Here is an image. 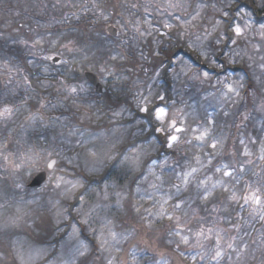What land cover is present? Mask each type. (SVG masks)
<instances>
[{"label":"clouds","instance_id":"9594fccd","mask_svg":"<svg viewBox=\"0 0 264 264\" xmlns=\"http://www.w3.org/2000/svg\"><path fill=\"white\" fill-rule=\"evenodd\" d=\"M65 6L74 17L77 10L95 15L102 6L115 22L123 21L129 39L147 43L143 59L129 61L140 66L142 75L136 79V71L127 73L128 80L122 85L111 80L107 87L110 93L115 91L117 99L103 107L92 88L79 97L63 86L59 93L53 88L47 95H38L26 92L22 79L28 75L35 81L42 75L38 66L26 63L35 60L32 50L25 48L31 57L26 58L18 51L9 52L7 41L0 45V73L9 62L24 69L7 75L3 82L8 96L0 98V104L14 109L11 117L0 120V264H70L66 252L54 250L51 243L65 241L67 247L68 240L77 245L81 238L91 246L88 264H213V237L223 230L219 243L227 251L229 233L236 235L230 222L237 214L251 225L240 233L248 245L246 253L240 249V264H246L249 257L256 259V252L261 253L259 264H264V246L259 242L264 222L249 216L257 206L249 202L240 208L243 200L232 201V196L249 190L264 197L260 151L264 145V0H83ZM70 18H54L45 27L61 25L59 32L69 37L82 32L75 24L67 26ZM97 19H102L100 14ZM235 24L244 28L243 35H234ZM141 27L147 35L134 31ZM162 30L167 32L163 39ZM229 37L237 43L230 44ZM157 41L159 56L151 54ZM17 42L16 38L12 41ZM99 47L89 44L85 51L91 57L92 49ZM66 53L73 58L74 54ZM96 57L105 59V53H96ZM181 64L191 67L187 75L181 74ZM157 70L159 77L154 76ZM203 71L210 73L207 79ZM87 74L92 73L80 76L53 69V75H64L69 83L82 81ZM169 77L175 85H182L176 87L177 102L171 106L160 83ZM232 81H236L239 96L225 92L224 84ZM141 88L149 99L146 114L153 118L158 140L134 117L129 118L132 111L144 113L139 110L142 97L137 95ZM196 89V95L215 102V116L207 111L193 114L184 102L182 95ZM127 95L132 97L134 109L122 106ZM160 95L165 97L163 104ZM25 98H30L29 107L21 103ZM41 98L47 107H39ZM88 105H92L90 119L84 115ZM157 106L168 111L163 121L155 118ZM117 111L120 116L113 114ZM34 112L43 119H28ZM177 127L184 131L177 132ZM205 128L208 135L198 140ZM171 135L178 139L169 147ZM213 143L216 148L211 147ZM245 148L250 155L244 154ZM19 184L23 187H17ZM74 228L79 229L78 236L69 239ZM208 228L213 229V237L207 235ZM201 231L204 236L197 235ZM54 233L57 239L50 243ZM37 248L46 249L47 254L30 260L29 253ZM200 255H204L203 261Z\"/></svg>","mask_w":264,"mask_h":264},{"label":"snow or ice","instance_id":"6c2138e0","mask_svg":"<svg viewBox=\"0 0 264 264\" xmlns=\"http://www.w3.org/2000/svg\"><path fill=\"white\" fill-rule=\"evenodd\" d=\"M100 16L102 17L103 21L107 22L109 20V16L104 13L102 6L98 9ZM80 17L77 16L76 19H79ZM132 22L129 21V24ZM245 26H250V21H245ZM115 31V33H124V35H127L125 31V25L120 22H115L113 25H110ZM165 28L170 27L168 25L164 26ZM134 31L141 32L144 35H147L148 33L143 30V28H134ZM232 31L235 36H241L243 35L244 28L240 24H235L232 26ZM64 33L58 32L55 34V39H52L48 36L47 33L44 34H37L35 37H31V43L29 42V39H20L19 43L24 45L25 48H28L32 50V55L39 56V64L37 65L35 60L28 59L26 61L27 64L38 66L40 69V72L42 73L41 76L37 77L35 81H33L28 75H25L22 77L24 81V87L25 91H30L32 93L40 94V93H49V90L55 89L56 93L60 92L61 86L67 89L68 93L72 96L79 97L81 93H86L89 90V84L86 79L69 83L68 80L65 78L64 75H59L58 77L53 75V69L58 68L62 69L66 72H78L80 76H84L85 73H92L95 76L98 77V79L105 85L108 86L109 82L111 80H115L116 84L122 85L124 82L128 80V75L126 73H133L135 70L134 68H127L124 67L123 64L125 61H130L131 57L129 54L125 51H122L124 44L127 43V41H122V43L118 47H114L109 49V56L108 59H101L98 60L96 57V53L92 52L91 57L89 56L88 52L85 51L89 48V44L85 43L82 46L78 45L77 41L68 39V41L65 43L63 42L64 39ZM159 35L161 37L166 36V31H160ZM264 35V33H262ZM117 39H121L119 35L116 36ZM133 39H135L133 37ZM48 41L49 45L55 46V49L48 48L47 50L44 49L45 41ZM228 42L230 44H235L237 41L233 40L231 37L228 38ZM148 43H151V40L148 41ZM160 44V41H157V47L151 49V54L159 56L160 51L158 45ZM59 45V47H57ZM117 48L119 50H117ZM63 49V51L59 50ZM45 51H47V54H44ZM139 52V58L143 59L144 57V51L137 49ZM65 52L72 53L73 58L67 59L65 57ZM136 52L132 53V56H135ZM204 55L206 56L207 53L205 52ZM236 53L233 52V59L235 58ZM49 62H52L50 64ZM175 62V61H173ZM216 61L214 60L213 63ZM58 65V67H56ZM76 65H79L78 67H75ZM123 66V67H121ZM19 65H12L11 62H9L6 69L0 73V75H10L12 73L19 74L21 71H23ZM181 74L187 75L191 71V67L188 64H181L180 65ZM123 73V75H121ZM203 77L207 79L210 76V73L208 71H203L202 73ZM155 77L160 76V71L157 70L154 73ZM173 79H178L177 76H174ZM39 88L40 92H37V89ZM224 89L226 93H233L236 96H239V92L236 90V81L227 82L224 84ZM149 95H151V89L149 88ZM137 95H140L142 98L139 101V103L142 105L140 107V111L147 113L149 112V99L148 96H144L143 93H138ZM67 97H65L66 99ZM29 99L25 98L21 101L25 105V107H29ZM159 100L161 104L164 103L165 97L164 95L159 96ZM37 104L40 108L47 107V101L43 98H41L39 101H37ZM78 107H82L81 105H77ZM52 107H55V105H52ZM92 108V105H88L85 108L84 115L91 118L88 113L89 110ZM31 111V109L29 108ZM13 107L9 106L8 104H5L3 107H0V120H4L6 118H9L13 114ZM123 111V109H121ZM115 116H120L121 112L117 111L113 113ZM154 115L157 120L163 121L168 116V111L163 106H157L154 109ZM43 119V116L39 115V113H32L31 116L28 117V119L35 122L37 119ZM209 122H212L211 120V114H209ZM172 126L176 125V121L173 120ZM160 129H158L159 131ZM177 132H183L184 129L182 127H177L175 129ZM209 129L205 128L203 132L197 137L198 140H203L208 135ZM178 137L176 135H171L169 137V147L172 146L177 141ZM212 148H216V144L213 143L211 145ZM261 151V159H264V145H261L260 148ZM244 154L250 155L248 152V149H244ZM55 165V161L51 162L49 164V167L52 168ZM225 168L228 167V165L224 166ZM225 175L231 176V172H225ZM50 179V178H49ZM17 187L22 188L23 185L19 184ZM250 187V186H249ZM238 200H243V204H238V207L243 208L248 205L249 202H251L252 205L257 207H252L250 210V218L255 220L258 219L261 222H264V205H262V200H264V197H261L257 194V191L249 190L247 194L242 196H232V201L236 202ZM169 219H172L171 216H169ZM220 220L223 221L224 217H220ZM231 232L236 233V235H232L229 233L228 236V243L226 245L227 251H225V246L220 244V240L222 238V231L221 233H218L213 237V229L208 228L207 235L209 237H213V241L216 244V247L211 249L212 256L211 259L215 264H224L226 260L229 261V264H232V258H235V264H240V258H241V251L240 249L243 248V251L246 253L248 251V245L243 243V237L240 236V233L243 231L244 227L251 228V225L248 224V221L245 220L244 216L242 214H237L235 221H231ZM79 229L74 228L73 229V235L69 237V239H75L78 236ZM198 236H204V232L201 231L197 233ZM238 237L240 242L238 243ZM259 242L261 246H264V231H262L259 235ZM19 243V242H18ZM104 243L106 241L101 243V247L104 246ZM185 243H187V238H185ZM47 250L44 248H37L33 249L29 253V259L35 260L42 255H46ZM90 254V247L87 243H85L83 240H78L77 245L73 250V256L71 259L70 264H88V256ZM199 255V253H198ZM204 255H200L201 261L204 260ZM193 261H195L196 257L192 258ZM67 264V262H66Z\"/></svg>","mask_w":264,"mask_h":264},{"label":"trees","instance_id":"16d2710c","mask_svg":"<svg viewBox=\"0 0 264 264\" xmlns=\"http://www.w3.org/2000/svg\"><path fill=\"white\" fill-rule=\"evenodd\" d=\"M31 1H36V0H30ZM45 0H39V2H44ZM71 4L73 5H78L80 3H83V0H68ZM98 3L101 2V0H97ZM104 2L106 3L107 0H104ZM2 6V5H1ZM0 6V13H2V7ZM51 6V4H50ZM91 5H89L90 7ZM3 16V15H2ZM99 16V12H97L95 15L92 12H88V11H84L81 13V17L82 20L80 21H69L68 20V25L67 26H71L73 24L77 25L79 28L83 29L82 32H73L72 34H69L64 32V39L63 42H67L68 39H72L77 41L78 45H83L85 43L87 44H100L99 49L97 48H93L92 51L99 54V53H105V59H108L109 56V49L114 48V47H118L122 41H127L126 44H124V47L122 49V51H125L129 54V56L131 57V59H136L139 58V52L137 51V49L139 50H143L145 51L147 48V43L146 42H140V43H135L133 42V40L128 38V35L123 36L121 39H113L111 38L108 34H107V28L110 25H113L115 23V20L110 17L109 20L107 22L103 21L102 19L98 20L97 17ZM41 21L47 23L48 18H40ZM121 23H123V21H121ZM62 26H57L54 28H51L49 30H40L39 34H44L47 33L48 36L52 39H55V34L59 32V30L61 29ZM127 33V29L125 30ZM0 35H3V30H2V25L0 24ZM65 37H69V38H65ZM161 39H163V37H161ZM148 40H151V37L148 38ZM3 44V41L0 40V45ZM47 44V43H46ZM105 45H107V47H105ZM57 47H59L57 45ZM152 48H156L155 45L152 46ZM136 52L135 56H132V53ZM67 58L71 59L70 55H66ZM148 63H151V60L148 61ZM124 67L127 68H134V70L136 71L137 75H136V79H139V77L142 75V69H140L139 65H133L132 63H130L129 61H125L123 64ZM148 71H151V69H148ZM127 74V73H126ZM2 79L0 78V81ZM172 82L169 80H167V82H165L164 80H161V87L162 89L165 91L164 95L166 96V99L168 101V105L170 106V103L173 101V88H172ZM107 89V94L99 97L96 95V100L99 102L100 106L103 107L105 105H107V103L109 102V100L115 101L117 99V95L115 94V91L113 92H109L108 87H106ZM140 92H144L143 88L140 89ZM46 95V94H45ZM128 97H131L130 95H127L124 97V99L130 100L132 101V98L128 99ZM95 102V101H94ZM161 103V102H159ZM134 107V106H132ZM134 109V108H133ZM138 112V110H137ZM138 117L141 121L145 122L146 125L151 129V133H154L153 136L151 137L153 140H158L159 135H156V130L153 127L154 121L153 118L150 117L148 114L146 115H141L138 112ZM56 234L54 233L51 237H49V242L51 243L52 241H55L56 239ZM54 239V240H53ZM52 240V241H51ZM87 241V240H85ZM88 242V241H87ZM58 245L57 243H51V245Z\"/></svg>","mask_w":264,"mask_h":264},{"label":"rangeland","instance_id":"374dc122","mask_svg":"<svg viewBox=\"0 0 264 264\" xmlns=\"http://www.w3.org/2000/svg\"><path fill=\"white\" fill-rule=\"evenodd\" d=\"M13 1L27 5V7H26L27 11H31L33 13L39 12V17L42 18V19H44L45 17L48 18L47 23H45V22L41 21V19H39V31L40 30L41 31L42 30H49L51 28H54V27H57V26H61V25L52 24L50 27H45V25H48L54 18L55 19H64V18H67V17H71L69 19L70 22L71 21H80V20H82V17H81V13L82 12H80L79 10H77V15L80 17L79 20H77L76 17L71 16V12H70L69 8L65 6L66 4L69 3L68 0H59V2H58V0H45L44 2H39V0L31 1V2H30V0H13ZM2 4H3V0H0V6ZM50 4H51V6H50ZM54 5H55V7H54ZM2 19H3V16H2V13H0V24L1 25H2ZM148 38H150V37H148ZM2 39H3V36L0 35V40H2ZM49 47H50L49 44H46V43L44 44V49L45 50H47ZM61 50L63 51V49H61ZM44 54H47V51H45ZM66 55H67V53L65 54L64 58H67ZM25 56H26V58H31V57H29V53H25ZM67 59H69V58H67ZM14 60H16V59H14ZM35 61L39 62V56H38V58L35 59ZM17 62L20 63V61H18V60H17ZM21 66L22 67L24 66V62H22ZM56 67H58V66H56ZM0 78L2 79L0 81V86H1V88H0V98H5V97L8 96V89L5 88L3 81L6 80L8 78V76L7 75H3V76H0ZM169 80L173 84L172 85V88H173L172 92H173V96H174L173 101L170 103V106H171V105H173V104H175L177 102V88H181L182 85H180L178 83L175 85V83L171 80V77H169ZM103 86L107 87L104 84H103ZM9 88H11V85H9ZM89 88H92L90 86V84H89ZM2 90H3V92H2ZM198 91H199L198 89L190 90L188 95H182V99L184 100V102H186L190 106V109L192 110L193 114H196L199 111H207V112H211L212 115L215 116V110H216L215 102L213 100L202 99L200 96L196 95ZM43 94L47 95V93H43ZM130 98H132V97H128V99H130ZM4 105L5 104H0V107H3ZM128 105L134 106L132 108H135L133 100L132 101L127 100L126 103L122 104V106H125V107H127ZM140 114L144 115L146 113H140ZM133 117L135 118V122H137L140 126H142L143 129L146 132L151 133V129L146 125V123L141 121L140 119H137L132 114V112H130V117L129 118L132 119ZM127 118L128 117H126L125 119H127ZM155 134L159 135V133L157 131H156ZM245 215H246V213H245ZM255 226H256L257 229L261 228L260 224H256ZM256 235H257V233H253L254 237ZM55 239H57V236H56ZM81 240H83L85 243H87L89 245V243L86 242L84 239L81 238ZM51 247L54 249L53 245H51ZM65 247H66L65 241H61L57 245L56 249H59L60 251H65L66 254H67V258L70 261L72 259L73 250L76 247V244H75V242L68 240L67 241V247L66 248ZM89 247H91V246L89 245ZM56 249H54V250H56ZM255 255H256V259H252L251 257H249L247 262H246V264H259V260L261 258V253L260 252H256ZM89 264H90V262H89ZM213 264H215V262H213Z\"/></svg>","mask_w":264,"mask_h":264},{"label":"flooded vegetation","instance_id":"af4514ba","mask_svg":"<svg viewBox=\"0 0 264 264\" xmlns=\"http://www.w3.org/2000/svg\"><path fill=\"white\" fill-rule=\"evenodd\" d=\"M1 7L3 15V44L7 41L9 43V52L18 51L26 57L25 53L29 52L25 50V46L18 42L12 43V41L14 38L17 40L29 39V42L31 43L30 38L39 34V12L33 13L31 11H27V5L13 0H3ZM36 58H38V56H35V59ZM13 59L18 60L17 56H13ZM20 63L22 64V61H20ZM132 114H134V111H132Z\"/></svg>","mask_w":264,"mask_h":264},{"label":"water","instance_id":"95a60500","mask_svg":"<svg viewBox=\"0 0 264 264\" xmlns=\"http://www.w3.org/2000/svg\"><path fill=\"white\" fill-rule=\"evenodd\" d=\"M107 34L112 38H117L115 36V31L112 27H109L107 29ZM85 78L95 88V91L98 95L102 96L106 94V89L103 87V85L101 84V81L98 78H96L94 74H87Z\"/></svg>","mask_w":264,"mask_h":264}]
</instances>
